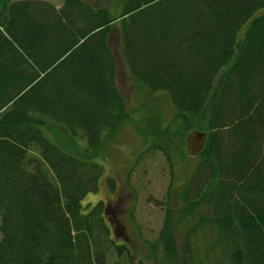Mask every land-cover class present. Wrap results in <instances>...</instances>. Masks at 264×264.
<instances>
[{
    "label": "trees",
    "instance_id": "1",
    "mask_svg": "<svg viewBox=\"0 0 264 264\" xmlns=\"http://www.w3.org/2000/svg\"><path fill=\"white\" fill-rule=\"evenodd\" d=\"M62 2L0 0V264H147L102 201L82 204L104 175L96 158L129 119L120 64L170 98L182 144L207 134L194 176L146 243L154 262L191 264V237L209 229L230 264H264V15L240 35L264 0ZM41 119L84 138V156L51 142ZM149 135L167 154L176 137L161 126ZM175 221L191 225L181 254Z\"/></svg>",
    "mask_w": 264,
    "mask_h": 264
},
{
    "label": "rangeland",
    "instance_id": "2",
    "mask_svg": "<svg viewBox=\"0 0 264 264\" xmlns=\"http://www.w3.org/2000/svg\"><path fill=\"white\" fill-rule=\"evenodd\" d=\"M35 1L49 2L58 9L64 5L62 0ZM109 1L112 7L117 3V0ZM263 15L264 8L254 15L240 35H243L254 19ZM111 45L117 50L116 34L111 37ZM126 71L120 64L118 87L126 100L129 119L120 126L114 137L106 142L96 158L95 162L103 167L104 175L97 192L88 194L82 204L86 210H90L102 201L109 208L118 238L125 239L131 247L135 262L143 260L147 264H156L146 243H154L159 238L167 211L169 208L174 210L177 206V194L194 176L198 160L185 155L187 144H182L179 140L180 121L170 98L165 93L150 92ZM42 121L44 124L41 129L51 142L78 158L84 156L87 148L84 138H72L65 127ZM156 126L169 127L176 135L169 141L171 149L168 154L163 150H151L152 138L149 133ZM38 154L36 149L31 152L32 156ZM176 227L177 250L181 254L185 236L191 225ZM191 238V264H230L229 257L221 247L211 250L216 241L214 232L199 229ZM1 239L0 230V241ZM163 257L160 256L161 261ZM115 259L116 256H112L111 261L114 262Z\"/></svg>",
    "mask_w": 264,
    "mask_h": 264
},
{
    "label": "water",
    "instance_id": "3",
    "mask_svg": "<svg viewBox=\"0 0 264 264\" xmlns=\"http://www.w3.org/2000/svg\"><path fill=\"white\" fill-rule=\"evenodd\" d=\"M207 142V134L205 132L193 131L186 138L187 155L190 157H198L204 150Z\"/></svg>",
    "mask_w": 264,
    "mask_h": 264
}]
</instances>
